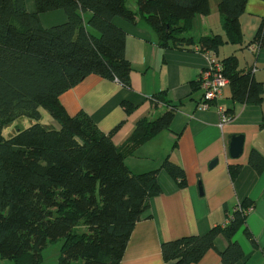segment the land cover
Returning a JSON list of instances; mask_svg holds the SVG:
<instances>
[{
    "label": "trees",
    "instance_id": "trees-1",
    "mask_svg": "<svg viewBox=\"0 0 264 264\" xmlns=\"http://www.w3.org/2000/svg\"><path fill=\"white\" fill-rule=\"evenodd\" d=\"M248 1L219 0L226 39L212 35L195 41L186 34L196 15L210 14V0H136V10L127 0H35V12L28 11L25 0H0V257L40 264L48 243L62 239L60 264H121L136 223L161 193L158 169L134 173L125 159L170 127L174 106L155 119H139L127 146L119 147L88 113L70 114L60 96L90 74L130 84L126 32L115 18L130 23L143 18L162 46L197 44L217 52L224 43H244L241 18ZM59 9L66 21L43 26L40 14ZM253 42L264 48V17ZM220 63L231 98L261 104L263 82L239 68L234 55ZM41 108L59 127L40 122ZM20 116L32 123L6 137L4 129ZM249 163L258 172L264 169L256 150ZM162 168L186 185L178 164L166 158ZM251 205L243 202L231 220L204 235L165 241L166 264L199 262L220 235L228 242L220 253L223 264H237L244 252L235 235L246 219L243 210Z\"/></svg>",
    "mask_w": 264,
    "mask_h": 264
},
{
    "label": "crops",
    "instance_id": "crops-1",
    "mask_svg": "<svg viewBox=\"0 0 264 264\" xmlns=\"http://www.w3.org/2000/svg\"><path fill=\"white\" fill-rule=\"evenodd\" d=\"M210 3V14L196 15L186 34L195 41L212 35L226 39L219 0ZM34 4L35 0L29 4L26 1L28 11H36ZM127 5L137 9L136 0L133 7L128 0ZM54 11L40 14L43 26L66 21L64 10ZM53 13H58L63 22L47 25L42 20H54ZM85 16L88 18L90 14ZM263 17L264 0H249L241 18L244 43H224L217 52L204 51L197 44L162 46L143 18L130 23L117 17L115 24L126 32V56L132 64L130 84L90 74L60 96L70 114L81 110L88 113L119 147L127 146L139 119H155L174 106L170 127L125 159L134 173L158 169L161 193L151 199L149 210L136 223L121 264H166L161 249L165 241L204 235L224 224L243 202L252 203L253 209L235 235L244 252L237 264H264V169L258 172L249 163L252 150L264 157V94L261 104H246L231 98L228 85L222 97L208 101L203 107L204 90L196 85L211 60L222 62L231 55L237 57L239 68L251 71L264 85V48L253 42ZM126 103L132 109L127 110ZM221 108L231 117L223 125H220ZM48 125L59 127L53 121ZM240 135L244 138L243 152L234 158L230 145L232 138ZM166 158L185 171V186H180L162 168ZM233 168H238L235 175ZM227 246L226 238L218 236L214 247L192 264H223L220 253Z\"/></svg>",
    "mask_w": 264,
    "mask_h": 264
},
{
    "label": "rangeland",
    "instance_id": "rangeland-1",
    "mask_svg": "<svg viewBox=\"0 0 264 264\" xmlns=\"http://www.w3.org/2000/svg\"><path fill=\"white\" fill-rule=\"evenodd\" d=\"M27 4L30 3L31 0H26ZM34 2V1H33ZM128 4L130 7H133L135 5V0H128ZM28 6V5H27ZM35 6V4H34ZM54 12H64L63 10H56ZM47 14H51L49 12H46ZM65 14V13H64ZM90 13L87 12L86 15L88 16ZM44 18H46V15H43ZM51 16H56L54 20L46 21L42 18L43 21L47 23V25H53V24H58L63 22L61 18L59 17L58 13H53ZM41 111L43 113L41 123L44 125L46 124H51V122H57L48 112V110L41 108ZM32 123V119L25 117V116H20L18 119H16L12 125L13 126H6L4 129V135L6 137H9L13 135L18 129H22L25 127H28ZM63 245V240H57L54 242H49L47 247L43 250V260L40 262V264H60L59 257L61 255V247ZM0 264H18L16 259L13 258H2L0 257Z\"/></svg>",
    "mask_w": 264,
    "mask_h": 264
},
{
    "label": "built area",
    "instance_id": "built-area-1",
    "mask_svg": "<svg viewBox=\"0 0 264 264\" xmlns=\"http://www.w3.org/2000/svg\"><path fill=\"white\" fill-rule=\"evenodd\" d=\"M199 82L201 88L204 90L203 97V107L208 105V101L216 100L223 96L224 89L229 85L230 80L228 76L224 74L223 65L217 60H211L205 70L201 73ZM220 125L228 122L231 117L224 109H220ZM253 209V206H249L247 209H244L243 212L247 214L249 211ZM231 216L226 220H231Z\"/></svg>",
    "mask_w": 264,
    "mask_h": 264
},
{
    "label": "water",
    "instance_id": "water-1",
    "mask_svg": "<svg viewBox=\"0 0 264 264\" xmlns=\"http://www.w3.org/2000/svg\"><path fill=\"white\" fill-rule=\"evenodd\" d=\"M244 138L242 135L234 136L230 145V153L234 158H238L243 152Z\"/></svg>",
    "mask_w": 264,
    "mask_h": 264
}]
</instances>
